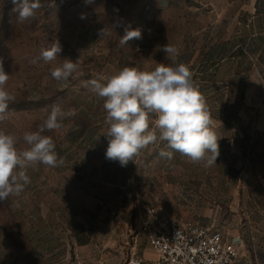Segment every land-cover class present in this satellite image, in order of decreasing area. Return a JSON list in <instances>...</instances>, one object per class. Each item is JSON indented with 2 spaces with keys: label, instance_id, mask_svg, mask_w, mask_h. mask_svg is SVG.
<instances>
[{
  "label": "rangeland",
  "instance_id": "374dc122",
  "mask_svg": "<svg viewBox=\"0 0 264 264\" xmlns=\"http://www.w3.org/2000/svg\"><path fill=\"white\" fill-rule=\"evenodd\" d=\"M40 2L20 23L11 0H0V58L15 97L0 129L18 137L36 131L53 104L76 115L44 133L63 165L29 168L21 195L0 201V264H126L133 249L154 260L140 230L151 206L221 233L240 248L238 259L256 264L264 255V137L255 129L264 126V106L245 105V92L264 73V0ZM104 28L110 34L101 38ZM125 29H140L142 38L121 46ZM56 40V61L32 62ZM168 42L179 48L178 62L189 66L215 121L216 165L175 152L163 158L168 149L160 141L122 167L105 157L103 100L81 82L125 66L170 64L160 50ZM66 58L78 70L57 82L50 70Z\"/></svg>",
  "mask_w": 264,
  "mask_h": 264
},
{
  "label": "clouds",
  "instance_id": "9594fccd",
  "mask_svg": "<svg viewBox=\"0 0 264 264\" xmlns=\"http://www.w3.org/2000/svg\"><path fill=\"white\" fill-rule=\"evenodd\" d=\"M93 0H85L86 4ZM12 12L18 22L33 18L41 8L40 0H11ZM109 31L100 29L103 38ZM140 29H125L120 45L133 39H141ZM170 64L158 63L150 71L135 66H125L112 75H101L82 81V86L103 100L104 123L108 146L105 157L127 166L135 162L143 150L157 142H166L168 150L160 156L171 160L179 153L192 163L204 167L216 165L220 154L219 139L205 96L193 79L189 66L178 62L179 48L171 43L162 46ZM62 52L58 40L42 47L33 63L56 61ZM78 70V64L70 59L50 70L57 82H66ZM10 75L0 58V122L10 116L9 104L15 97L7 90ZM76 115L73 109L65 110L53 104L47 118L38 130L24 132L22 137L0 129V201L10 196H20L31 180L29 168L40 164L60 167L64 160L59 157L56 145L46 131L60 130L65 119ZM21 142L25 145L21 147Z\"/></svg>",
  "mask_w": 264,
  "mask_h": 264
},
{
  "label": "built area",
  "instance_id": "2783aa9c",
  "mask_svg": "<svg viewBox=\"0 0 264 264\" xmlns=\"http://www.w3.org/2000/svg\"><path fill=\"white\" fill-rule=\"evenodd\" d=\"M140 230L155 259L133 249L126 264H235L240 248L203 225L172 217L162 206L148 207Z\"/></svg>",
  "mask_w": 264,
  "mask_h": 264
},
{
  "label": "crops",
  "instance_id": "0c3cea01",
  "mask_svg": "<svg viewBox=\"0 0 264 264\" xmlns=\"http://www.w3.org/2000/svg\"><path fill=\"white\" fill-rule=\"evenodd\" d=\"M257 75L259 77L258 83L255 86H249L245 92V105L248 107L256 104L262 107L264 106V73L263 71H258ZM260 79H262V81ZM261 119L264 120V114ZM255 131L257 136L264 137V126L262 128L257 127ZM235 264H244V262L242 258H237ZM256 264H264V255L258 257Z\"/></svg>",
  "mask_w": 264,
  "mask_h": 264
}]
</instances>
